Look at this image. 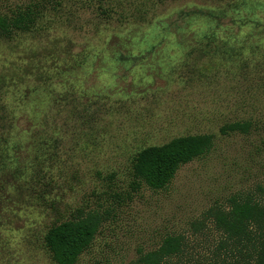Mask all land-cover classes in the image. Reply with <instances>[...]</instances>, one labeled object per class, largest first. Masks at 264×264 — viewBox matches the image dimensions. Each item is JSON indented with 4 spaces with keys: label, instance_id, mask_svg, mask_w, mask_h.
<instances>
[{
    "label": "rangeland",
    "instance_id": "374dc122",
    "mask_svg": "<svg viewBox=\"0 0 264 264\" xmlns=\"http://www.w3.org/2000/svg\"><path fill=\"white\" fill-rule=\"evenodd\" d=\"M9 1L41 15L0 36V264H54L48 229L89 212L78 264H132L168 235L209 262L211 211L264 184V0ZM235 121L251 131L221 133ZM199 133L209 153L133 188L137 151ZM30 178L51 182L43 198L18 195Z\"/></svg>",
    "mask_w": 264,
    "mask_h": 264
},
{
    "label": "trees",
    "instance_id": "16d2710c",
    "mask_svg": "<svg viewBox=\"0 0 264 264\" xmlns=\"http://www.w3.org/2000/svg\"><path fill=\"white\" fill-rule=\"evenodd\" d=\"M37 7L18 6L9 0H0V36L31 31L41 15ZM206 39L208 44L216 42L215 33L206 35ZM251 128L249 121H235L223 125L221 133L247 134ZM213 145V134L199 133L178 136L167 143L140 149L133 158V188H166L181 166L203 157ZM49 185L51 182L40 178L15 181L18 195L23 197L34 195L43 198ZM5 188L6 184L0 180V191ZM211 216L216 228L225 237L209 262L206 259L185 258V238L168 235L158 248L141 251L132 264H264V184L258 185L252 193L231 197L229 207H218L211 211ZM101 224L102 217L97 212L81 213L53 224L44 237L53 263L78 264L81 255L91 247Z\"/></svg>",
    "mask_w": 264,
    "mask_h": 264
}]
</instances>
